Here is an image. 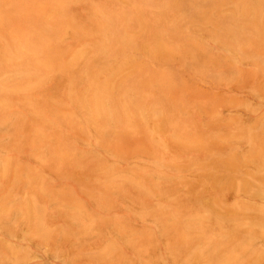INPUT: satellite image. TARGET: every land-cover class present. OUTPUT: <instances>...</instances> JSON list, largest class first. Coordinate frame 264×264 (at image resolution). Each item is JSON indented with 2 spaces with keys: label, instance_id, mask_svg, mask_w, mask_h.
I'll return each instance as SVG.
<instances>
[{
  "label": "rangeland",
  "instance_id": "374dc122",
  "mask_svg": "<svg viewBox=\"0 0 264 264\" xmlns=\"http://www.w3.org/2000/svg\"><path fill=\"white\" fill-rule=\"evenodd\" d=\"M0 264H264V0H0Z\"/></svg>",
  "mask_w": 264,
  "mask_h": 264
}]
</instances>
